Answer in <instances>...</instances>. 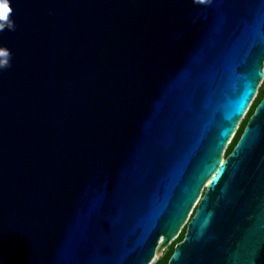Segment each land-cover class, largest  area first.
Masks as SVG:
<instances>
[{
	"label": "water",
	"instance_id": "95a60500",
	"mask_svg": "<svg viewBox=\"0 0 264 264\" xmlns=\"http://www.w3.org/2000/svg\"><path fill=\"white\" fill-rule=\"evenodd\" d=\"M10 7L0 264H264V0Z\"/></svg>",
	"mask_w": 264,
	"mask_h": 264
},
{
	"label": "trees",
	"instance_id": "16d2710c",
	"mask_svg": "<svg viewBox=\"0 0 264 264\" xmlns=\"http://www.w3.org/2000/svg\"><path fill=\"white\" fill-rule=\"evenodd\" d=\"M263 92H264V77H263V81L261 82V85L258 87V90H257L255 97L253 98L251 104L249 105V107L246 111L245 116L239 122V125L236 128L235 133L233 134L230 142L227 144V146L225 148V155L228 154L232 150L233 146L237 142L238 138L240 137V135L244 129V126L247 122L248 117L253 112L256 104L258 103V101L262 97ZM185 230H186V224L181 228L178 235L168 244L167 247H165L162 254L152 264H167L168 263V260H169L171 254L174 250L175 244L184 237Z\"/></svg>",
	"mask_w": 264,
	"mask_h": 264
},
{
	"label": "clouds",
	"instance_id": "9594fccd",
	"mask_svg": "<svg viewBox=\"0 0 264 264\" xmlns=\"http://www.w3.org/2000/svg\"><path fill=\"white\" fill-rule=\"evenodd\" d=\"M12 8L10 7V0H0V31L5 27L9 29L15 28V21L10 17ZM0 70L11 65V50L7 46L0 45Z\"/></svg>",
	"mask_w": 264,
	"mask_h": 264
},
{
	"label": "rangeland",
	"instance_id": "374dc122",
	"mask_svg": "<svg viewBox=\"0 0 264 264\" xmlns=\"http://www.w3.org/2000/svg\"><path fill=\"white\" fill-rule=\"evenodd\" d=\"M263 71H264V67H263ZM262 81H263V79H262ZM261 81V82H262ZM261 82H260V84H259V86L261 85ZM258 86V87H259ZM246 114V113H245ZM245 114H244V116H245ZM242 119H243V117H242ZM193 212V211H192ZM192 212L190 213V215L189 216H191L192 215ZM165 248L164 247H159L158 248V252H157V250H156V253H155V255H154V258L152 259V261L149 263V264H152L161 254H162V252H163V250H164Z\"/></svg>",
	"mask_w": 264,
	"mask_h": 264
},
{
	"label": "bare ground",
	"instance_id": "6f19581e",
	"mask_svg": "<svg viewBox=\"0 0 264 264\" xmlns=\"http://www.w3.org/2000/svg\"><path fill=\"white\" fill-rule=\"evenodd\" d=\"M189 214H190V212H189Z\"/></svg>",
	"mask_w": 264,
	"mask_h": 264
},
{
	"label": "snow or ice",
	"instance_id": "6c2138e0",
	"mask_svg": "<svg viewBox=\"0 0 264 264\" xmlns=\"http://www.w3.org/2000/svg\"><path fill=\"white\" fill-rule=\"evenodd\" d=\"M0 51H2V50H0Z\"/></svg>",
	"mask_w": 264,
	"mask_h": 264
}]
</instances>
